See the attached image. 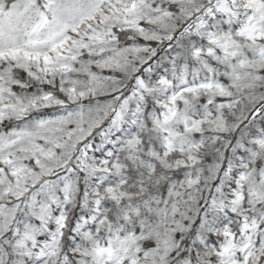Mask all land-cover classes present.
<instances>
[{
	"label": "snow or ice",
	"instance_id": "snow-or-ice-1",
	"mask_svg": "<svg viewBox=\"0 0 264 264\" xmlns=\"http://www.w3.org/2000/svg\"><path fill=\"white\" fill-rule=\"evenodd\" d=\"M0 264H264V0H0Z\"/></svg>",
	"mask_w": 264,
	"mask_h": 264
}]
</instances>
